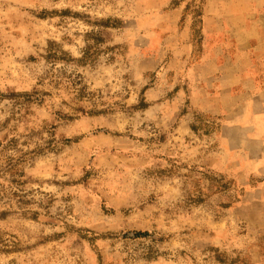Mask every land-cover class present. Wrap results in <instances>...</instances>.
Returning a JSON list of instances; mask_svg holds the SVG:
<instances>
[{
    "label": "rangeland",
    "instance_id": "1",
    "mask_svg": "<svg viewBox=\"0 0 264 264\" xmlns=\"http://www.w3.org/2000/svg\"><path fill=\"white\" fill-rule=\"evenodd\" d=\"M204 3L0 0V264H264V152L195 99Z\"/></svg>",
    "mask_w": 264,
    "mask_h": 264
},
{
    "label": "crops",
    "instance_id": "2",
    "mask_svg": "<svg viewBox=\"0 0 264 264\" xmlns=\"http://www.w3.org/2000/svg\"><path fill=\"white\" fill-rule=\"evenodd\" d=\"M199 96L264 152V0H205ZM239 150H248L239 147Z\"/></svg>",
    "mask_w": 264,
    "mask_h": 264
},
{
    "label": "trees",
    "instance_id": "3",
    "mask_svg": "<svg viewBox=\"0 0 264 264\" xmlns=\"http://www.w3.org/2000/svg\"><path fill=\"white\" fill-rule=\"evenodd\" d=\"M50 48L48 50V60L51 61L52 63H57L60 61H67V58H65L66 56L63 57V54L65 52H63L61 49H57L54 43L50 44ZM94 50V46L91 45L88 42V45L84 51V57L81 59H76L75 61L82 63V64H88L89 63V59H91L92 57V53ZM16 169L15 163H14V158L9 159L7 165L5 166V168H3V170H0V175L2 174V172H14Z\"/></svg>",
    "mask_w": 264,
    "mask_h": 264
}]
</instances>
